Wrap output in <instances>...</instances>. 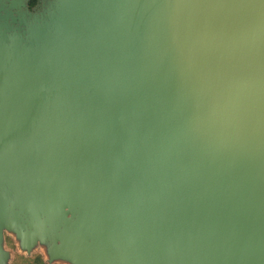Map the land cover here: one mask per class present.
Returning a JSON list of instances; mask_svg holds the SVG:
<instances>
[{"label":"water","instance_id":"95a60500","mask_svg":"<svg viewBox=\"0 0 264 264\" xmlns=\"http://www.w3.org/2000/svg\"><path fill=\"white\" fill-rule=\"evenodd\" d=\"M111 3L98 25L102 48L91 47L76 62L90 76L92 93L67 90L59 73L20 87L9 79L6 65L11 90L45 106L0 122V140L29 123L39 133L32 149L53 135L92 145L97 153L73 175L98 179L97 196L110 189L118 194L113 219L138 185L129 179L133 165L147 171L178 156L184 168L220 183L230 147L237 145L255 158L254 168L239 169L244 180L229 181L227 200L199 229L208 230L209 264H264V0H202L193 9L169 0V24L149 31L148 46L123 35ZM14 142H23L22 136ZM25 150L17 153L27 158ZM0 155L3 171H9L13 158L7 146ZM10 192L9 185L0 188V209ZM162 219L170 231L169 219ZM162 228L151 238L158 239Z\"/></svg>","mask_w":264,"mask_h":264},{"label":"rangeland","instance_id":"374dc122","mask_svg":"<svg viewBox=\"0 0 264 264\" xmlns=\"http://www.w3.org/2000/svg\"><path fill=\"white\" fill-rule=\"evenodd\" d=\"M108 1L0 0V62H5L0 122L45 106L35 96L18 97L5 82L7 69L9 79L20 87L48 82L59 73L67 90L92 93L90 76L76 62L91 47L102 48L98 25ZM180 1L188 9L202 3ZM168 4L112 0V19L125 37L148 46L149 31L169 24ZM17 136L23 142H14ZM38 138V131L27 123L24 130L13 127L4 143L0 140V154L7 146L13 158L7 169L12 168L4 172L0 155V188H11L0 209V264H209L213 251L207 247L208 230L203 234L199 228H205L217 204L227 200L229 181L242 182L239 169L251 171L255 160L232 145L220 183L207 181L201 170L184 168L178 156L147 171L133 165L129 179L138 185L113 219L118 194L110 189L97 196L98 179L73 175L97 153L95 148L53 135L50 142L32 149ZM20 149H26L27 158L17 153ZM162 218L169 219L172 231L165 229ZM157 227H163L159 238H151Z\"/></svg>","mask_w":264,"mask_h":264}]
</instances>
